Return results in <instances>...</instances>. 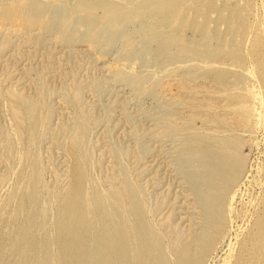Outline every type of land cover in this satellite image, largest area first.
I'll return each instance as SVG.
<instances>
[{"label":"rangeland","instance_id":"374dc122","mask_svg":"<svg viewBox=\"0 0 264 264\" xmlns=\"http://www.w3.org/2000/svg\"><path fill=\"white\" fill-rule=\"evenodd\" d=\"M195 4L185 12L184 35L166 54L158 53V39L141 31L144 22L128 24L112 39L106 34L88 38L79 25L70 39L45 29L43 18L10 17L8 6L0 4V197L10 191L12 172L28 170L35 157L37 195L51 198L48 209H56L70 182L74 161L68 147L75 138L89 182L122 191L128 178L147 196L149 218L165 234L164 242L170 245L173 230L172 242L177 236L187 241L203 231L205 219L181 152L197 132L219 138L233 131L242 169L224 198L222 233L197 264L247 260L255 222L264 215V0ZM205 13L210 29L226 39L235 36L237 51L222 49L203 65L185 54L182 44L194 36L218 47L211 31L203 40L188 28ZM32 181L24 183V197ZM13 199L0 210L4 230L11 228ZM31 212L30 207L19 210L13 222L22 224ZM6 256L7 264L18 259L13 252Z\"/></svg>","mask_w":264,"mask_h":264},{"label":"bare ground","instance_id":"6f19581e","mask_svg":"<svg viewBox=\"0 0 264 264\" xmlns=\"http://www.w3.org/2000/svg\"><path fill=\"white\" fill-rule=\"evenodd\" d=\"M196 1L0 0V4L8 6L6 15L13 17L21 14L32 22L43 18L42 26L45 29L60 30L70 39L75 37L74 30L79 25L85 27L88 38L106 34L112 39L128 24L144 22L141 31L148 38L158 39V53L166 54L171 45L184 35L182 25H185V12L189 8L193 10ZM149 17L156 20L145 22ZM188 25L192 31L202 34L200 39L204 40L209 31L219 39L218 47H213L206 42L200 43L194 36L186 38L182 51L197 60L198 64L210 63L222 49L237 51L235 36L226 39L225 35L218 34L215 27L210 29L206 13L197 25L190 21ZM199 50L206 51L207 56H199ZM177 56L170 58L175 60ZM233 59L239 60V56L234 55ZM217 73L222 75L223 69L217 70ZM12 110L13 116H16L17 112L14 108ZM228 135L219 134L221 137L217 138L209 133L203 135L197 132L183 148L180 162L196 202L202 209L205 228L198 235L192 233L193 236L187 241L177 236L173 242L174 230L170 229V245L164 242L165 234L158 231L149 218L147 196L128 178H125L122 191H108L98 183L89 182L85 157L77 151L75 138L68 147L74 161L70 168V182L66 190L60 192L54 210L48 209L53 202L51 198L41 199L37 195L36 181L40 171L34 157L28 170L19 167L12 172L10 191L5 197V193L0 197V210L8 205L7 201H11L13 195L15 197L8 213L11 228L4 230L0 225V264H7L6 255L9 252L15 254L13 258H18L14 264H197L201 255L213 247L222 233L224 198L242 169L243 161L238 155L239 144L234 140L235 132L230 131ZM85 154H88L87 151ZM29 179L33 180V184L30 185L29 196L24 197L21 191ZM27 207L32 208V212L24 218L23 223L13 222L17 212ZM256 223L257 229L251 235L253 241L248 248V259L239 261L240 264H264V215Z\"/></svg>","mask_w":264,"mask_h":264}]
</instances>
